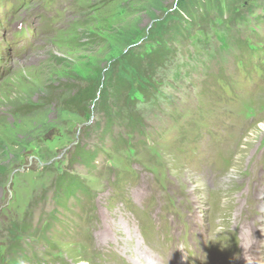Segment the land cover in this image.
<instances>
[{"label":"rangeland","instance_id":"obj_1","mask_svg":"<svg viewBox=\"0 0 264 264\" xmlns=\"http://www.w3.org/2000/svg\"><path fill=\"white\" fill-rule=\"evenodd\" d=\"M173 2L29 0L10 17L13 22L31 14L44 19L38 18L39 21L34 22L37 34L22 42L26 45V50L21 53L23 59L5 61L4 65L10 68V72L0 82V167H10L4 174L0 168V175H7L4 183H0V244L5 243L2 238L5 226L12 220L20 219L30 199L36 197L66 167L67 151L81 139L87 147L98 145L105 149V155L97 158L93 173H87L79 165L71 169L86 180L90 189L98 192L95 205L92 207L91 202L89 207L95 212L88 207L83 212L73 209L75 216L71 217V223L75 221L76 226H72L73 230L61 241L57 239L58 233L67 227L70 220L65 214V220L60 222L63 220L60 210L56 215L59 222L53 226L51 240L57 250L54 252L35 245L38 264H50L51 260L54 261L52 264L56 260L64 264H94L96 251L103 253L105 258L113 255L123 258L126 264H140L138 258L142 256L137 251L149 241L143 233L135 237L133 234L137 232V218H146V213H141L140 201L133 199L131 193L146 189L149 190V197L156 201V209L163 207V202L181 198L188 205L190 197L198 201L200 212L208 210L204 227L210 232V246L223 251L224 243L237 226L242 199L252 197L241 187L256 178L264 164V66L260 71L252 67V71L246 75L239 65H235L234 59L238 53L233 42L236 32L242 34V38L251 35L257 37L255 39H264V0L252 4L251 13L241 30L238 26L224 24L218 27V36L213 41H206L201 47L187 45L184 48L179 60L182 62L179 64L180 73L176 77L171 72L166 75V82L161 86L160 103L158 101L147 111L143 109L144 104H140L148 130L140 149L123 146L120 150H112L114 143L108 138L98 140L99 132L82 139V130L100 118L94 107L87 120V117L76 118L68 111L59 112L57 105L20 119L12 114L16 104L39 102L36 97L45 91V80L47 76L51 77L48 73L62 71L65 69L63 65L66 68L72 65L82 73L81 79L92 75L94 60L100 51L88 54L93 53L95 47L91 41L82 39L80 33L91 37L98 32V26L116 28L123 35L137 30L134 34L131 32L130 39L141 33L140 43L147 31L150 32L153 18L168 20L173 17V7L169 9ZM226 10L231 13L234 5ZM162 25L161 22L157 23V31ZM151 29L153 33L154 27ZM142 31H146L144 36ZM114 39L115 35L106 40L108 47L104 53L120 48V41ZM254 47L261 49L264 44L255 43ZM261 59L264 60V55ZM102 64L97 81L106 83L110 69L106 68L107 63ZM124 68L134 77L135 73L126 68L124 62L119 64V71ZM162 73L163 70L159 72ZM215 75L222 79L215 80ZM143 78L135 76L132 81L137 83ZM80 83L86 82L82 80ZM136 95L134 91L132 97ZM87 108L91 109V104ZM118 133L115 130L113 136ZM212 146L218 148V160L197 164L216 154ZM213 162L216 165L212 170L214 176L211 180H205L202 175H209V169L204 168ZM124 192L129 193L127 200L116 197ZM81 202L84 203V200ZM47 210L48 207L45 212ZM99 216L101 219L109 216L106 225L112 217L119 223L114 230L120 231L110 234L107 240L100 239L97 236L99 222H96ZM129 219L130 224L126 222ZM150 219L153 217L148 215L144 226ZM147 233L152 234L153 229L146 230ZM188 242L192 246L199 243L204 246L205 243L200 237ZM98 245H101V250ZM259 255L250 256L249 263L264 257V246ZM182 256L183 250L181 255L174 256L175 264H182ZM201 264L239 262L222 258L208 262V258H205L203 261L201 259Z\"/></svg>","mask_w":264,"mask_h":264},{"label":"trees","instance_id":"obj_2","mask_svg":"<svg viewBox=\"0 0 264 264\" xmlns=\"http://www.w3.org/2000/svg\"><path fill=\"white\" fill-rule=\"evenodd\" d=\"M255 1L257 0L251 3L249 0H174L169 8L173 7L171 11L173 17L166 19L167 21L153 18L151 26L154 27V32L151 33V27L150 32L147 31L145 39L140 43L141 33L138 34L139 38L135 34L136 36L130 39L132 33H136L137 30L123 35L121 31L118 33V30L110 25L111 28L98 26V32L91 37L86 34L82 36L80 33L82 39L91 41L97 48H93L94 52L88 54L100 51L94 60L92 75L81 79V72H77L72 65H67V68L63 65L65 69L62 71L48 73L51 77L47 76L45 80V91L36 97L39 102L16 104L12 109V114L20 119L57 105L60 107L59 112L68 111L76 118L87 117L85 119L87 120L94 107L100 118L82 130V139H88V134L99 132L98 140H102L105 136H111L116 127L121 126L129 132L142 133L145 123L141 111L137 109V101L132 97L133 92L139 93L143 102L149 101L157 91L161 90L166 69L174 55L177 54L176 42L186 39L185 35L190 33L197 24L206 26L210 24L216 29L224 24L234 27L245 26L246 18L251 13L250 8ZM232 5H234V10L229 13L226 9ZM262 9L264 11V7ZM159 22L163 25L157 31ZM145 32L142 31V36ZM113 34L115 35L114 40L120 41V48L111 53H104V49L108 47L106 40L110 36L114 37ZM118 36L120 37L117 38ZM255 42L261 45L264 39L260 38ZM235 44L239 54L246 55L247 53L249 59L255 58L256 63L261 61L259 65L257 64L259 69L264 66L261 59L264 55L263 48L256 49L253 46L255 43L249 46V41L246 43L239 35H236ZM123 62L126 68L135 73L134 77L143 76V80L133 83L132 74H129L125 68L119 71V64ZM101 63L102 65L107 63L106 68L110 69L106 83L102 80L97 81ZM161 70L163 73L159 74ZM82 80L86 82L85 85H81ZM58 90L61 92L59 93ZM89 104H91V109L87 108ZM71 148V151L70 149L67 151L66 168L53 178L49 185L41 191L39 197H35L27 205L20 219L12 220L5 226L2 231L5 243L3 246L0 245L3 249L2 251L0 249V264H21L26 260L29 261L31 256L34 258L31 250H34L35 245L44 244L48 248H55L51 241L53 226L59 222L55 215L59 213V210L67 211L70 200L77 202L78 195H82L87 190L86 180L71 169L75 165L91 167L101 149L98 145L92 148L87 147L81 139ZM0 168H2V174L10 169L9 166L5 168L2 165ZM6 178L7 175H0V183ZM48 199L52 201V210L45 213L43 209L45 210ZM37 208L40 213L37 223L34 224V211Z\"/></svg>","mask_w":264,"mask_h":264},{"label":"bare ground","instance_id":"obj_3","mask_svg":"<svg viewBox=\"0 0 264 264\" xmlns=\"http://www.w3.org/2000/svg\"><path fill=\"white\" fill-rule=\"evenodd\" d=\"M134 196L137 200H142L145 196V193L142 191V190H134ZM109 217V216H108ZM107 218L105 219H101V223L99 224V226L97 227V236L104 240V239H109L110 238V235L109 234H113V233H116L115 232V228L119 226V224H117L113 219L112 217H110V221H108V224L106 225L107 223ZM126 221V220H125ZM130 221V219H129ZM127 222V221H126ZM106 225V226H105ZM127 229V228H126ZM100 246L101 245H98V249H100ZM139 253V255L142 256V258H138V262L140 264H173L172 261H170L169 258H166V257H160V258H157L156 256H154V258H151L149 257L145 252L141 251H137V254ZM138 257V256H137ZM151 260V261H149ZM154 262V263H153Z\"/></svg>","mask_w":264,"mask_h":264}]
</instances>
